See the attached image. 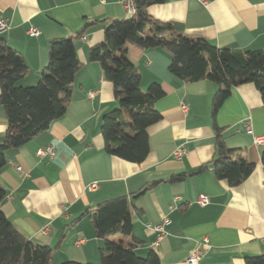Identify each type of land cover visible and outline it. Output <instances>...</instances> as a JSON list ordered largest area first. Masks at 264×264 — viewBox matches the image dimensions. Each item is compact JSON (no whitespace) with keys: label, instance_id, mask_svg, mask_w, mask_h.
I'll return each mask as SVG.
<instances>
[{"label":"crops","instance_id":"1","mask_svg":"<svg viewBox=\"0 0 264 264\" xmlns=\"http://www.w3.org/2000/svg\"><path fill=\"white\" fill-rule=\"evenodd\" d=\"M124 1L0 0V19L8 25L0 37L28 67L20 86L39 83L53 40L78 36L81 63L65 116L26 145L7 151L6 166L0 170V187L7 192L1 211L29 240L53 249L52 264H100L103 242L90 212L121 197L130 203L133 236L116 241H133L141 257L154 250L162 264H187L200 252L199 264H246L249 257L263 256L264 148L254 144V137H264V103L253 84L234 88L214 115L217 84L185 82L169 71L172 57L166 50L130 45L127 54L141 75V90L160 84L165 92L155 105L162 119L148 130L150 152L143 163L106 152L103 119L119 102L101 64L91 61L90 54L104 41L110 21L131 18ZM148 14L219 49L264 52V0H209L207 5L165 0L149 7ZM31 27L41 34L29 36ZM8 127L0 103V144ZM218 137L237 158L254 164L253 173L237 187L214 174ZM49 146L56 151L53 158L37 157L39 149ZM181 147L187 154L177 159ZM202 167L206 169L191 175ZM93 183L98 188L90 191ZM200 195L209 197L208 206L197 205ZM165 220L169 223L163 231H156Z\"/></svg>","mask_w":264,"mask_h":264},{"label":"trees","instance_id":"2","mask_svg":"<svg viewBox=\"0 0 264 264\" xmlns=\"http://www.w3.org/2000/svg\"><path fill=\"white\" fill-rule=\"evenodd\" d=\"M165 0H135L137 12L126 20H112L104 27V41L93 48L90 60L99 62L105 79L114 86L119 108L103 119L102 135L108 154L126 162L141 164L149 155L148 130L159 123L155 105L165 92L160 84L141 90V75L128 57V47L162 48L170 53L171 74L185 82L209 80L220 90L213 101L214 115L234 88L253 84L264 103V52L219 49L203 38H190L170 23H161L148 14V8ZM53 40L49 45V64L39 83L22 87L18 83L28 72L22 56L0 37V103L9 123L0 144V170L7 163L6 153L26 145L34 137L62 119L73 83L81 68L76 39ZM219 158L213 163L217 179L230 187L241 185L253 173L254 164L237 158L222 138L217 139ZM264 166V150L262 152ZM206 169L191 173L198 174ZM182 176L176 179H181ZM7 192L0 187V264H52L53 249L37 245L23 235L1 211ZM96 236L103 242L100 264H162L158 253L139 257L136 244L125 245L117 237L133 236V220L127 197L117 198L90 212ZM61 264H82L64 262ZM89 264V263H88ZM246 264H264V255L249 257Z\"/></svg>","mask_w":264,"mask_h":264},{"label":"built area","instance_id":"3","mask_svg":"<svg viewBox=\"0 0 264 264\" xmlns=\"http://www.w3.org/2000/svg\"><path fill=\"white\" fill-rule=\"evenodd\" d=\"M100 1L102 3H104L106 0H100ZM197 1H199L203 5H207L209 3V0H197ZM124 7H125L129 17L135 16V14L137 12V6H136L135 0H125L124 1ZM7 29H8L7 22L4 19H0V33L5 32ZM28 34L31 37H38L41 34V31L37 28L31 27L28 30ZM89 97L91 99H93L95 97V93H93V92L89 93ZM247 130L250 133L252 132L251 127H247ZM254 144L259 148H264V137H254ZM55 154H56V151H55L54 147H52V146L42 148V149H39L37 151V157H39V158H45V157L53 158L55 156ZM186 154H187V149L185 147H181L175 152V157L177 159L182 158ZM17 170L21 171V172L23 171L22 167H18ZM25 174L27 177L29 176V173H25ZM97 188H98L97 183H93L88 187V189L90 191H95V190H97ZM209 203H210V199L207 195H200L198 197L197 205H199L200 207H206L209 205ZM167 223H169V221L165 220V222L163 224L156 226L155 230L162 232L164 225ZM46 231H47V229L45 230V232ZM261 240H262V243L264 244V236L262 237ZM156 245L157 244H154V246H156ZM201 259H202V253L196 252L188 258L187 264H199Z\"/></svg>","mask_w":264,"mask_h":264},{"label":"rangeland","instance_id":"4","mask_svg":"<svg viewBox=\"0 0 264 264\" xmlns=\"http://www.w3.org/2000/svg\"><path fill=\"white\" fill-rule=\"evenodd\" d=\"M139 257H141V256H139ZM55 264H58V263H55ZM59 264H61V263H59Z\"/></svg>","mask_w":264,"mask_h":264}]
</instances>
